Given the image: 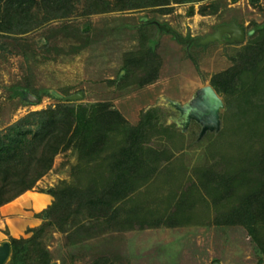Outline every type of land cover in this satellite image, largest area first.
I'll return each mask as SVG.
<instances>
[{
	"label": "rangeland",
	"instance_id": "1",
	"mask_svg": "<svg viewBox=\"0 0 264 264\" xmlns=\"http://www.w3.org/2000/svg\"><path fill=\"white\" fill-rule=\"evenodd\" d=\"M116 5V0H75L64 13H47L34 6L19 26L0 29V131L29 111L77 92L81 98L73 102H104L128 119L139 116L141 109L164 95L182 115L175 121L163 118L152 128L146 150L161 149V159L168 157L167 165L149 184L148 192L136 196L139 211L130 223L136 229L130 232L113 230L121 221L113 205L107 210L93 207L92 212L90 207L83 208L75 219L64 222L65 231H59L44 218L43 210L49 205L32 212L29 205L18 207L19 199L0 215L5 241L32 236L29 228L43 229L28 245L25 264H264V253L243 225L214 222L229 211L226 206L237 204L235 199L223 198L218 203L202 185L207 180L205 169L217 181L227 170V161L240 150L249 146L255 153L264 143V79L260 77L264 60L255 73L247 75L241 88L228 83L218 93L222 100L218 129L201 135L200 123L184 114L199 89L210 85L215 73L232 69L254 30L264 27V0H258L256 6L248 0H192L171 3L168 12L159 7L111 9ZM95 7L99 11L94 12ZM232 22L243 27L242 40H231V34L225 32L220 39L206 43H184L165 30L170 27L182 38L201 39L217 26ZM153 68L157 77L141 83ZM256 131L262 132L260 140L252 137ZM93 156L69 148L45 174V183L67 176L68 167L74 165L82 172L71 177L73 184L86 186L101 171L89 162ZM61 157L68 165L62 170L58 169ZM207 185L214 183L207 181ZM43 186L35 183L31 189L45 192L49 185ZM223 191L216 189L215 197ZM182 193L184 212L179 220L191 224L164 225L170 221L168 212L176 208V195L180 199ZM150 210L153 213L142 221ZM127 217L125 213L123 220ZM155 217L165 223L158 228H139L155 222ZM3 264H13L10 253Z\"/></svg>",
	"mask_w": 264,
	"mask_h": 264
},
{
	"label": "trees",
	"instance_id": "2",
	"mask_svg": "<svg viewBox=\"0 0 264 264\" xmlns=\"http://www.w3.org/2000/svg\"><path fill=\"white\" fill-rule=\"evenodd\" d=\"M73 1L75 0H0V29L11 30L15 25L19 26L26 21L34 6L42 7L47 13H55L65 10ZM189 1L192 0H116L117 5L111 9L159 7L168 12L172 9L171 3ZM257 1L248 0L252 6H256ZM92 10L99 11L96 7ZM165 30L172 33L179 42L200 40L182 38L170 27H165ZM254 32V37L245 44L244 51L238 55L237 64L232 69L215 73L210 78V85L217 94L228 83L241 88L247 75L255 73L257 66L264 60V27ZM157 73L156 68L151 69L141 83L152 81L157 77ZM260 77L264 79V72ZM179 115L175 102L164 95H159L154 104L140 110L136 125H130L117 109L110 108L104 102L75 103L73 100L60 99L53 105L29 111L24 117L0 131V206L33 188L51 169L54 157L72 147L78 150L80 155H94L89 162L93 169L101 171L82 188L75 186L72 180L61 179L56 186L46 189L45 192L49 193L53 200L43 210V217L48 223L56 225L59 231H65L64 222L67 223L71 217L75 219L83 208L90 207L91 212L93 207L107 210L112 200L120 197L121 191L131 192L146 182L145 174L141 180L128 175L131 169L140 171L144 167L146 163L142 155L145 152L156 155V150H146L147 146L142 144L149 141L153 133L152 128L163 118L175 121ZM261 116L264 120V112H261ZM117 134L120 135L119 140L115 138ZM261 135L262 132L256 131L252 137L260 140ZM236 155L227 161V170L217 181L214 179L215 174L210 172L209 168L205 169L207 180L202 184L203 191L209 196L214 194L213 199L218 200V203L223 198L235 199L237 204L226 206L229 211L221 215L222 219H214V222L243 225L264 253V234L261 232L264 229V143L255 153L248 146ZM80 171L82 172L80 167L71 166L73 178ZM99 178L101 181L104 179L102 184L98 181ZM207 181H213L215 186L208 188ZM219 188H223V195L220 192L219 196L215 197L214 192ZM183 193L180 194V199L178 197L176 200L175 210L178 212H183L180 206ZM137 211L139 209L135 208V213L128 217L130 223L134 221L133 217H136ZM177 213L174 216H177ZM167 219L170 221L165 223L158 219L151 225L183 223L174 220L172 214H169ZM42 230L37 227L29 228V231H33L32 236L10 237V261L13 264L26 263L25 253L28 245ZM40 249L46 254L44 249Z\"/></svg>",
	"mask_w": 264,
	"mask_h": 264
},
{
	"label": "crops",
	"instance_id": "3",
	"mask_svg": "<svg viewBox=\"0 0 264 264\" xmlns=\"http://www.w3.org/2000/svg\"><path fill=\"white\" fill-rule=\"evenodd\" d=\"M125 118L129 121L128 122L125 119L130 125H136L138 123V121H139V116H136L135 118H132V119H128V117H125ZM148 142H144L142 145L146 146L147 145L146 143H148ZM163 149H167V146H164ZM151 154L152 153L145 152L142 155V159H144V161L146 163L145 164L146 166L144 165V167L140 171L139 170L134 171L133 169H131L130 173H128V175L131 176V178H135V179H138V180H141L142 176L145 174L144 177L146 179V182L141 183V185L137 189H135V190H133L131 192L129 191V192H126V193H122V191H121L120 192V197L118 199H116V200H112V202H111L110 208L113 205L114 206V208L112 207L113 212L114 213H120L119 214V218L121 219V221L118 222L119 224L117 226H114L115 229H113V230H115V232L116 231H123V233H124V232H130V231L136 229L135 225L130 224L128 219L123 220V215L126 213L127 216L129 217L130 214L135 213V208H136V205H137V203H135L136 196H140V195L142 196L145 193V191L148 192V190H146V189H149V184L152 183V181L156 177H158L157 173L160 171V169H162L163 166L165 167L167 165L168 157L163 159V160L161 159V156H160V155H162V150L161 149H159L156 152L155 156L157 158L152 157ZM60 155H61V153L57 154L54 157V161H53V165H52L51 169L54 167L55 161H56L57 157H60ZM159 157H160V160L158 161ZM60 160L62 161V164L60 166H58V169L62 170L64 168V166H68V165H67V162L65 161V159H63V157H61ZM150 168H151V171H150ZM71 177H72L71 168L68 167L67 176L57 177L55 179L56 181L53 182V183H51V182L45 183V181H44L45 175H44L41 179H39L36 182V185H38V184L40 185V183H43L46 186L49 185L48 187L56 186L58 184L59 180L65 179L67 181H71L72 180ZM46 186H43V187L46 188ZM40 189H44V188H40ZM142 189H145L144 192H142L143 191ZM178 197H179V195L177 194L176 198L174 200V204H175L176 199ZM52 199H53V197L47 192L35 191L33 189H29V190L25 191L24 193H22L21 195H19L18 197H16L14 200L1 205L0 206V215L4 214L5 213L4 211L8 210L10 208L8 206H10L11 204H14L17 200H19V203H16V205H18V207L22 208V206H28L29 205L31 208H33L32 212H39L42 209H44L47 205H50L51 202H52ZM17 210H18V208H17ZM175 212L177 213L178 211L173 209V210H170V212H168V214H172L174 220H179V218H181L183 213L182 212H178L177 216H174V215H176ZM183 212H184V210H183ZM152 213H153V211H151V210L147 211V213H145L144 216H142L144 218L141 217L142 221L146 220V215L147 214H152ZM176 217H178V219H176ZM158 219H160V217H155V220H158ZM181 219L183 220V218H181ZM181 222L188 223V221H181ZM151 224H153V223L152 222H149V223L146 222V223L141 224L139 226V228H158V227L162 226V224H160V225H151ZM188 224H191V223H188ZM171 226H178V225H171ZM171 226H169V227H171ZM4 238H6V234H4L3 232L0 231V244L5 242Z\"/></svg>",
	"mask_w": 264,
	"mask_h": 264
},
{
	"label": "water",
	"instance_id": "4",
	"mask_svg": "<svg viewBox=\"0 0 264 264\" xmlns=\"http://www.w3.org/2000/svg\"><path fill=\"white\" fill-rule=\"evenodd\" d=\"M225 32L231 34V40H242L244 37V30L241 26L232 22L230 24H222L217 26L214 33L206 35L199 41L206 43L220 39L221 35ZM81 98V92L72 94L67 99L74 100ZM33 102H37V98L30 97ZM192 106L190 109L189 107ZM222 106V100L209 85H203L199 89L198 95L191 101L190 105L184 108V114L189 118L195 119L201 125L200 134L207 131L218 129L219 127V108ZM182 115V114H181ZM10 253V245L7 241L0 244V264H3Z\"/></svg>",
	"mask_w": 264,
	"mask_h": 264
},
{
	"label": "flooded vegetation",
	"instance_id": "5",
	"mask_svg": "<svg viewBox=\"0 0 264 264\" xmlns=\"http://www.w3.org/2000/svg\"><path fill=\"white\" fill-rule=\"evenodd\" d=\"M179 114H182V113L179 111Z\"/></svg>",
	"mask_w": 264,
	"mask_h": 264
}]
</instances>
